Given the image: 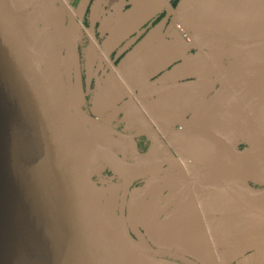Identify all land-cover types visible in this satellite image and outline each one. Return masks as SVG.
<instances>
[{
	"label": "water",
	"instance_id": "1",
	"mask_svg": "<svg viewBox=\"0 0 264 264\" xmlns=\"http://www.w3.org/2000/svg\"><path fill=\"white\" fill-rule=\"evenodd\" d=\"M89 1L82 0L76 11L71 10L79 22ZM262 2L183 0L177 15L191 40L186 42L173 31L165 38L170 42L160 41L159 45L161 33L158 32L154 38L148 37L134 46L117 67L108 69L99 91L100 101H107L103 114L108 122L123 115L138 125L137 118L144 114L133 97L143 85L147 88L162 85L164 82L149 84L148 81L173 64H177L176 71L184 69L193 73L185 79L192 82L177 83L173 89H197L205 77H212L213 83H217L219 74L233 76V83L244 77L264 76ZM35 4L39 8L36 15L31 10ZM161 5L159 1L150 9L154 12ZM55 6L52 0H0V264H203L209 255L213 264H264V227L244 235L257 223L264 225V173L258 171L260 166L257 170H244L239 164L241 159L264 154L263 97L244 89L234 93L233 100L240 98L250 117L248 123L247 118L243 121L244 134L237 138L248 146L242 152L232 146L228 137L220 138L214 132L191 129L168 132L167 128L182 121L203 102L195 95L171 96L167 105L160 107L166 113L157 112L152 103L148 104L147 115L152 118V113L157 112L166 145L151 132L124 136L110 123L103 124L83 111L78 66L72 62L77 36L71 19L66 24L57 16ZM48 8L49 17L39 30L40 13ZM203 10L214 14L211 19L216 14L240 18L238 30L227 36L222 34L216 23L205 21ZM135 20L129 24L133 25ZM30 22L36 25L33 33ZM48 22L59 25L52 28ZM129 24L119 42L138 28H128ZM55 28L61 34L46 38L36 48L38 39ZM54 42L63 46L49 57L50 62L61 53L56 66L61 77L56 96L41 70ZM204 51H208L205 57ZM233 58L237 63L225 70L240 64L256 67L228 75L222 62ZM199 60L205 62L200 65ZM52 69L49 64L48 72ZM62 88L65 105L61 108L58 97ZM150 96L146 97L150 99ZM138 135L147 137L150 147L146 154L127 163L114 153L111 142H120L124 150L129 147L134 151V139ZM106 139L108 147L101 144ZM97 165L107 168L121 185L115 231L109 229L90 180V171ZM164 169L174 191L173 210L166 221L172 218V228L183 238L178 240L179 246H173L175 240L157 239L149 243L137 233L140 208L149 202L162 179L152 180L131 192L128 204L135 207L136 225L128 231L124 220L131 186L149 180ZM223 196L224 203L234 202L249 215L240 219L229 216L221 221L205 220L207 209ZM189 210L194 215L192 220ZM194 224L200 227L194 229ZM200 229L205 232V246L210 254L200 249ZM218 249L223 252L216 254ZM195 252L200 255L191 256Z\"/></svg>",
	"mask_w": 264,
	"mask_h": 264
},
{
	"label": "flooded vegetation",
	"instance_id": "2",
	"mask_svg": "<svg viewBox=\"0 0 264 264\" xmlns=\"http://www.w3.org/2000/svg\"><path fill=\"white\" fill-rule=\"evenodd\" d=\"M82 0H52L55 7L53 9L56 11L58 17H62L64 22L67 24L69 19L75 30L76 43L74 47L75 58L73 63H77L78 66V78L80 80L81 88L83 91V105L81 106L83 111L87 113L91 118L98 120V117H104L105 124H107V115L103 114V110L107 107V101H100V87L101 81L107 76L108 69L115 68L119 63L125 58L126 54L129 53L134 46L145 40L146 38H154L158 32L161 33L160 41L165 42L166 36L170 35L173 31H177L178 34L183 38L184 41L189 42L191 40V35L188 31L183 30L185 35L177 28L174 21L179 23V17L177 15V8L183 0H168L164 2L162 0H90L89 4L83 14L82 20L79 22L71 10L76 11L79 4ZM162 2V5L154 10H151L152 5ZM218 1H228L234 2L235 0H218ZM256 2L263 4L262 0H256ZM255 4V3H253ZM35 4L32 6V14L36 15L39 12V8ZM139 8L137 11L134 9ZM151 8V9H150ZM49 9H43L40 13V23L39 30L46 23L47 17H49ZM146 10V11H145ZM148 10V11H147ZM146 12V13H145ZM204 12V10H203ZM209 15V13H202L201 15ZM139 16L140 19H136ZM143 17V18H142ZM134 24H129L131 21ZM145 20V22H144ZM74 22L77 23V29H74ZM93 22V28L92 27ZM250 23H253L252 21ZM48 26L52 28L57 27L59 23L50 24ZM128 28H133V26L138 28L133 32V34L128 37L126 40L119 42L118 38L122 35L124 30ZM182 24V23H181ZM55 25V26H54ZM30 32H35L36 25L30 22ZM35 26V27H34ZM65 26V24H64ZM183 26V25H182ZM185 27V26H183ZM56 29V28H55ZM52 29L51 32L42 36L38 39L36 48L43 42L46 38L55 37L61 34V30ZM170 42V40H166ZM57 42L51 44L53 47H50L49 54L51 55L54 52H57L58 48L63 49V46L57 45ZM205 52V53H204ZM202 53L203 57L206 56L208 51ZM211 55V54H210ZM61 58L60 55H54L52 60L49 62L50 66H53V69L56 68ZM216 61V57L214 58ZM224 64V70L231 64L237 63L235 58L226 59L222 62ZM221 63V64H222ZM166 64L165 61L162 63ZM166 66V65H165ZM177 64H173L167 69H165L160 74H157L151 81H148L149 84H152L156 81L164 82L162 85H154L151 88H147V85L141 86L140 93L133 97L134 103L138 108L143 111V117L137 118L136 121L140 123L138 125H133L132 122H129L128 116H119L114 122H109L111 126L115 127V130L124 136L136 135L143 132H151L155 134L159 141L163 142L166 145L165 139L160 134V129L163 128L159 119H157V112L166 113V111L161 106L167 105V99L171 96L178 95H195L198 101H203L201 104L195 106L194 111H189L182 119V124L175 125L174 127L167 128L168 132H173L176 130H201L204 131L207 126H211L213 122V117L218 112V107L222 101L229 99H236L234 93L239 90H242L239 86V81L232 82L233 76H222L219 74V79L217 83H213L212 77H205L203 83H199L200 87L190 92V90L182 89H173V86L177 83L186 84L185 81L187 72L174 70ZM48 70V69H47ZM46 70V71H47ZM45 71V72H46ZM184 72V73H183ZM228 71L225 70V73ZM229 75V73H227ZM177 76L176 81L174 78ZM147 95H151L146 97ZM152 103L156 108L154 109L155 114L152 113V118L148 113V104ZM131 111V108L128 109ZM224 111V110H223ZM154 116V117H153ZM93 118V119H94ZM209 118L211 120H209ZM100 120V119H99ZM121 122V123H120ZM134 122V121H133ZM211 124V125H210ZM135 149L130 150L129 147L123 149V144L120 142H111L115 147L113 150L115 154L119 155L125 162L132 163L134 159L138 156L144 155L147 153L150 142L147 137L138 135L134 139ZM103 146H107L106 143H101ZM248 149L247 145H238L237 150L242 152L243 150ZM120 150V151H119ZM124 151V152H122ZM166 169L159 172L158 174L151 177L149 180L137 182L128 190L126 207L124 210V220L128 231L131 228H134L135 223V212L134 205L128 204L129 196L131 192L136 189H141L147 185L152 180H161L156 189L153 191L149 197V202L142 204L139 212V228H137V233L142 236L145 240H148L145 236V224L150 222L146 216L152 211L153 206L158 208H165L170 202H174L173 194L174 191L171 187V179L166 177ZM90 180L96 189V198L101 202V208L105 202L109 201L113 204L114 215H111L109 222V229H116L118 227V207H119V197L121 193V185L117 182V179L112 178L111 172L107 168H103L101 165L95 166L90 171ZM134 198L136 197L135 194ZM156 203V204H154ZM133 206V207H132ZM173 210V205L168 209L166 214L163 216V223L165 232L158 234V240H171L169 235L173 232V222L172 218L166 221V217ZM208 218L205 217V220ZM204 220V221H205ZM131 237L136 240V237L133 233L129 232ZM202 233V230H201ZM205 232L202 233L204 236ZM153 246H151L152 248ZM154 248V247H153ZM172 251V250H171ZM131 255L132 252L129 251Z\"/></svg>",
	"mask_w": 264,
	"mask_h": 264
},
{
	"label": "crops",
	"instance_id": "3",
	"mask_svg": "<svg viewBox=\"0 0 264 264\" xmlns=\"http://www.w3.org/2000/svg\"><path fill=\"white\" fill-rule=\"evenodd\" d=\"M213 15H214L213 13L209 14V15L207 14L205 17V21H211L213 23H216L217 26L219 27V31L226 36L229 33H231V34L234 33V31L240 25V21H241L240 18H233V17H229V16H226L223 14H216V17L214 19H211L210 16H213ZM201 21L202 20H201V16H200L199 23ZM158 44L161 45V42H158ZM204 62L205 61H202V60L197 61V63L200 65L203 64ZM255 67L256 66L252 65V64L251 65L240 64L237 67L230 68L228 70V72H229V74H232L233 72L250 70V69L255 68ZM182 71L187 72L188 74H193V73H189L188 70L185 71L184 69L179 70V73H181ZM176 78H178V77L175 76L174 82L176 81ZM239 83H240L239 86H241V88H243L244 90H248V91L250 90L253 93H255L257 96H261L264 99V76L244 77V78L239 80ZM198 86L200 87V85H198ZM194 90H195V88L191 89L190 92H192ZM185 96H187V95H185ZM240 102H241L240 98H237L236 101L227 98L226 100L221 102V104L218 107V112L216 111L215 112L216 114L213 117V120H214L213 122H215L216 126L211 132L216 133L217 136H219L220 138L228 137V140L231 144L236 143L237 138L244 134L243 121H245L246 118H247L246 119L247 123L250 121L249 112H246L244 110V108ZM178 124H182V121L178 122L176 125H178ZM174 126L175 125L170 126V127H174ZM212 127H214V125H212ZM218 127H219V129H218ZM217 132L218 133L220 132L221 135L220 134L218 135ZM263 160H264V154H258V155H254V156H250V157L241 159L239 164H240L241 168L244 170H256V168L258 166H261ZM171 183H172V180H171ZM223 198H224V196L220 200H217V201L214 200L215 203L214 204L212 203L211 206L207 209L206 214H207V218L209 220L221 221L225 217H229V216H234V217H237L240 219L242 217L244 218L245 216L249 215L247 212L245 213L234 202L224 203ZM253 223L254 222L252 221V224ZM255 224H256V221H255ZM198 226L200 227V225L194 224L192 226V228L195 229V227H198ZM263 227H264V225L261 222L257 223L256 227H253L252 229L244 232V235L252 234V233L261 231L263 229ZM174 230L176 231V228H174L173 231ZM219 232H221V231H219ZM199 233H200V241H199L200 249L205 251L206 253L207 252L209 253V249L207 248V246H205L207 239L202 235L201 229H200ZM242 235L236 237V239L240 238ZM216 236H218V233ZM175 241H177V240H175ZM192 242L194 243V241H192ZM177 243H179V241ZM222 244L223 243L218 244L217 246L220 247ZM177 246H179V245H177ZM221 252H223V250L218 249L216 251V254L221 253ZM197 254L198 253L195 252V253H192L191 256L198 257L200 254H198V256H197ZM203 264H213V257L211 255H209L207 262L205 261V263H203Z\"/></svg>",
	"mask_w": 264,
	"mask_h": 264
},
{
	"label": "rangeland",
	"instance_id": "4",
	"mask_svg": "<svg viewBox=\"0 0 264 264\" xmlns=\"http://www.w3.org/2000/svg\"><path fill=\"white\" fill-rule=\"evenodd\" d=\"M50 56H51L50 54H48L47 56H45L46 58L43 61L41 70H42V73L44 74V76L46 77L48 84L52 86L54 96H56L57 91L60 88L61 77L57 73L58 71L56 72V68L55 69H52L50 72H48L47 69H48V65H49V57ZM58 105L61 108L65 105V97H64L63 88L61 89V92H60L59 97H58ZM102 120H104V117H98V121L101 122V123H103V124H105V121H102ZM209 120H211V119H209ZM107 124H109L108 120H107ZM212 125H214V127H212ZM212 125L211 126H207L205 128V130L211 132L215 128V126H216L215 125V122ZM218 129H219V127H218ZM219 134H220V132L218 133V135ZM83 135L85 136L84 133H83ZM238 145H241V142L240 141H237L236 143H233L232 144V146H236V147ZM256 170H257V168H256ZM258 171L264 173V167L262 168L260 166V169H258ZM154 204H156V203H154ZM171 205H173V202H170V204H167L165 206V208H163V209L162 208H158L157 206H153L151 213H149L148 216L146 214L145 217H147L148 219H150V222L147 223V224H145V232L144 233H145L146 238L149 240V243L157 240V237H158V234L159 233L165 232V229L166 228L164 227V223H163L162 219H163V216L168 211V209L171 207ZM114 212L115 211H114L113 204L108 199L105 202L104 206H103V214H104L105 220L108 221V222H110V220L113 219V218H111V215H114ZM189 212L191 213V210H189ZM189 215H190L189 216V219L194 218L193 213H191ZM115 230L116 229H114V231ZM168 238H170L171 240H177V241H174L175 243L173 242V245L174 246L179 245V243H177L178 240H183V238L181 236L177 235V232L175 230L171 233V235H169Z\"/></svg>",
	"mask_w": 264,
	"mask_h": 264
},
{
	"label": "built area",
	"instance_id": "5",
	"mask_svg": "<svg viewBox=\"0 0 264 264\" xmlns=\"http://www.w3.org/2000/svg\"><path fill=\"white\" fill-rule=\"evenodd\" d=\"M174 23L176 24L177 28L179 29V31L182 33V35L184 36L185 33L182 30V27L180 25H177V21H174Z\"/></svg>",
	"mask_w": 264,
	"mask_h": 264
}]
</instances>
